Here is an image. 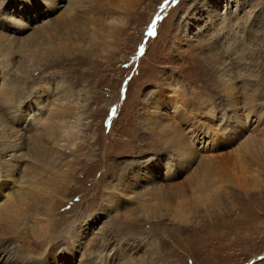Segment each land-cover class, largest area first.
<instances>
[{
	"label": "rangeland",
	"instance_id": "rangeland-1",
	"mask_svg": "<svg viewBox=\"0 0 264 264\" xmlns=\"http://www.w3.org/2000/svg\"><path fill=\"white\" fill-rule=\"evenodd\" d=\"M71 1L0 0L3 144L26 157L15 170L0 143V264H264V0H77L70 22ZM51 179L49 207H24L22 180Z\"/></svg>",
	"mask_w": 264,
	"mask_h": 264
},
{
	"label": "bare ground",
	"instance_id": "bare-ground-1",
	"mask_svg": "<svg viewBox=\"0 0 264 264\" xmlns=\"http://www.w3.org/2000/svg\"><path fill=\"white\" fill-rule=\"evenodd\" d=\"M38 1H40V0H38ZM45 5H47V7H48V9H52L54 6H57V7H59L60 6V4L62 3V2H66V0H41ZM71 1V0H70ZM95 1V0H94ZM28 2V1H27ZM36 2H37V0H35V2L30 6L31 8H27V13H30V11H35L36 10V8H37V6H36ZM97 2V1H96ZM77 4H79V1H77V0H72L71 1V4H69L70 6L66 9V11H67V14H68V16H69V18H70V22H71V17L73 16V15H75L74 14V11H75V8L77 9V10H79V8H77V7H75L74 5H76L77 6ZM41 5V4H40ZM84 5V4H83ZM80 7V6H79ZM23 8H25L24 6H23ZM108 8V7H107ZM25 10H26V8H25ZM94 10V8L92 9V11ZM84 12V13H83ZM83 15H85L86 17H88V18H90V15H89V11L87 10V8H85V9H83L82 10V16ZM61 16H63L62 14L60 15V17ZM84 16V17H85ZM84 17H81V18H83V20H84ZM8 19V18H7ZM11 19H14V18H11ZM77 19H79V15H77ZM15 20H17V19H15ZM65 20V19H64ZM67 20V19H66ZM82 21V20H81ZM70 22H69V25H70ZM73 22V21H72ZM97 22V20L94 22V24ZM20 23V22H19ZM18 24V23H17ZM18 25H20V24H18ZM18 25H15L16 27H18V28H20ZM115 25V24H114ZM114 25H112V26H110V27H108L112 32H113V34H117V29H116V27H114ZM48 26V25H47ZM53 26V25H52ZM51 26V27H52ZM24 27H26V26H23L22 27V29H25ZM33 27H34V25H33ZM46 27V26H45ZM44 27V28H45ZM68 27V26H67ZM30 28V27H29ZM35 28V27H34ZM113 28H114V30H115V32H114V30H113ZM119 28V27H118ZM32 29V28H31ZM48 29H50V28H48ZM63 29L65 30V26L63 27ZM100 29V28H99ZM83 30H89V26L85 23V27L84 26H82V27H80V33L78 34V35H76V36H78V37H83ZM33 31H34V29H33ZM45 31H46V29H45ZM54 32V31H53ZM33 33V32H32ZM65 33V32H64ZM61 34V33H60ZM63 34V33H62ZM48 35H49V33H48ZM38 36H39V34H38ZM75 36V37H76ZM41 37V36H40ZM39 37V38H40ZM50 37H53V36H50ZM59 37V36H58ZM74 37V38H75ZM3 38V37H2ZM38 38V37H37ZM74 38H72V40L74 39ZM28 39V38H27ZM35 39V38H34ZM42 39V38H41ZM50 39V38H49ZM55 39V38H54ZM0 40H1V38H0ZM9 40V39H8ZM7 40V41H8ZM10 40H12V39H10ZM52 40V39H51ZM58 40H60V39H58ZM67 40H71V39H67ZM17 41V40H16ZM56 41V40H55ZM3 42V41H2ZM11 42V41H10ZM21 42H23V41H21ZM26 42V41H25ZM9 43V42H8ZM27 43V42H26ZM29 44H32V46L29 48V54L27 55V62H28V65H24V71H20V72H22L23 74H25V72H26V70L29 68V66H30V64H32V65H34V62L38 59V58H40L41 60H43V57L42 56H40V55H38V54H36V49L39 47H41L42 46V42H40L39 41V43H37L38 45H37V47H36V44L34 43V42H28ZM50 43H51V41L50 42H47V44H49L50 45ZM11 44V43H10ZM19 44V43H18ZM17 44V45H18ZM15 47H16V45H15ZM22 47V46H21ZM21 47H19V48H21ZM32 47H34V49H31ZM15 49V48H14ZM58 49H66V48H64V47H62L61 46V48H58V46H56L55 47V50H53V53H57V52H59V51H56V50H58ZM26 50V49H25ZM41 50H43V49H41ZM18 51V50H17ZM39 52V51H38ZM37 52V53H38ZM52 52V51H51ZM22 53V52H21ZM24 54V53H23ZM36 54V55H35ZM40 54V53H39ZM46 54V53H45ZM41 55H42V52H41ZM22 57V56H21ZM24 59V58H23ZM39 59V60H40ZM24 61V60H23ZM11 63V62H10ZM25 63V62H24ZM23 63V64H24ZM26 64V63H25ZM22 64L20 63V66H21ZM10 65H9V62H5V63H3V65H2V67L1 68H4L5 70H7L6 72L9 74V69H6V68H8ZM19 66V65H18ZM22 67V66H21ZM23 69V68H22ZM17 70H19V68H17ZM17 70H15L14 72H17ZM2 72V71H1ZM36 73V72H35ZM4 76V75H3ZM15 76V75H14ZM1 79H3V78H1ZM9 81H10V79H8ZM7 80V81H8ZM1 81V80H0ZM6 81V80H5ZM5 81H3V82H5ZM7 83V82H6ZM4 88V87H3ZM16 97V94H15V89H14V86H12V85H10V86H8V88H4L2 91H1V88H0V108L1 107H4L5 108V110H4V112L3 113H0V143H1V153L3 154V157H4V163H8V166H10V167H12V168H14L15 170H16V168H18V164H19V162H23V161H25V156H21V154L20 155H16L15 154V149H13L14 147H17L18 145H20L21 143H19V142H17V141H14V142H17V143H15V145H13L12 146V144H10V146H8V145H5V144H3V143H5L6 141H7V138H8V136L6 135V133H8V131L12 128L11 126H9L8 124H7V119L5 118L6 117V113L12 108V105H13V102H14V98ZM64 100V101H63ZM69 100H70V97H62L59 101H61V104H64V106L63 107H61L62 109H63V111H58V109H57V111H58V113L57 112H55L54 114H53V112L55 111V109L53 110V112H50V114H47L46 112H44V114L42 115V116H44V117H49V118H52V117H54V119L55 118H57L58 117V115H59V113L60 112H62V114H64L65 112H68V107L69 106H71V103H69ZM60 105V104H59ZM15 106V105H14ZM39 106H40V103L39 102H37V103H35V107L36 108H38V110L40 109L39 108ZM21 106H17V108H16V113L17 112H20L21 111V108H20ZM158 107V106H157ZM60 108V109H61ZM153 110H155L154 108H153ZM152 111V110H151ZM156 111V110H155ZM36 111L35 110H30V112H27L26 114H25V111H23V113H21V114H19V117H18V121H22V119H24L25 121H27V123H30V124H32V122H33V119H36V122L35 123H37L38 124V126H41L42 125V122H41V119H39L40 117H42L41 115H39V116H36ZM154 113V112H153ZM159 113V112H158ZM66 114H68V113H66ZM61 115V114H60ZM152 115H154V114H152ZM60 117H63V116H60ZM64 120V119H63ZM33 122V123H34ZM57 122H60V119H58V121ZM49 126H51V123H49ZM27 127H29V126H27ZM34 127H37V125H34ZM77 127V126H76ZM75 127V128H76ZM68 128V127H67ZM64 129L63 127H58L57 128V130L59 129V130H64L63 131V133L65 132V137H63L62 138V140L63 141H65L66 143H65V145H59V147H61V148H63L64 150H67L68 148H69V146H70V140H71V142L74 140V138H76L75 137V133H73V132H71V127L69 128V129ZM74 128V127H73ZM173 128V127H172ZM12 130V129H11ZM52 132H53V130H52ZM29 133V130L27 129L26 131H25V133H23V135H27ZM42 133H44V129H43V131H42ZM176 133V132H175ZM155 135V134H154ZM183 136V135H182ZM33 137H35V138H38V136L36 137V136H33ZM67 137H69V139H67ZM179 138V137H178ZM30 140H31V144L33 145L38 139H31V137L29 138ZM183 139V138H182ZM173 140V139H172ZM172 140H170V141H172ZM11 142H13L12 140H10ZM62 141V142H63ZM169 141V142H170ZM174 141V140H173ZM177 141V140H176ZM13 142V143H14ZM185 142V141H184ZM175 143V142H174ZM25 144V143H24ZM179 145V144H178ZM25 146V145H24ZM169 146H170V144H169ZM182 147V146H181ZM187 147V146H186ZM184 148V147H183ZM45 149V148H44ZM43 149V150H44ZM187 149V148H186ZM178 150V149H177ZM176 150V151H177ZM180 150V149H179ZM185 150V149H184ZM45 151H46V149H45ZM49 152V151H48ZM178 152V151H177ZM183 152V151H182ZM32 153V152H31ZM43 154H45L44 152H42ZM184 153V152H183ZM49 154V153H48ZM56 154H59V157L58 158H60L62 155L61 154H63V153H56ZM179 154V153H178ZM192 154H194V153H192ZM192 154H190V156L192 155ZM33 155V154H32ZM40 156H41V151H40V153H39V155H38V157L37 158H40ZM183 156H184V154H183ZM44 157V156H43ZM43 157H42V159H43ZM51 157V156H50ZM193 157V156H192ZM27 158H29V157H27ZM33 158V157H32ZM47 158V157H46ZM52 158V157H51ZM62 158V157H61ZM44 159H45V157H44ZM50 159V158H49ZM51 160V159H50ZM203 160V159H202ZM30 161V160H29ZM52 161V160H51ZM50 161V162H51ZM60 161V160H59ZM34 162V161H33ZM33 162H30L31 164L33 163ZM55 162L57 163V161H56V159H55ZM51 163H53V162H51ZM37 164V163H36ZM183 164H185V165H187L188 163L186 162V159H182L181 160V162L177 165V166H179V167H181V165H183ZM206 164V163H205ZM50 165H52V164H50ZM148 165V164H147ZM168 165V164H167ZM204 165V164H203ZM0 166H1V164H0ZM55 166V165H54ZM60 166V165H59ZM45 167V166H44ZM48 167V166H47ZM168 167V166H167ZM178 167V168H179ZM183 167V166H182ZM41 168H42V166H41ZM14 170V171H15ZM53 170V169H52ZM202 170V169H201ZM207 170V169H206ZM13 171V172H14ZM59 171V170H58ZM58 171H56V172H58ZM61 171V170H60ZM13 172H11V173H9L8 175L12 178V175H13ZM37 172V171H36ZM40 172V171H39ZM38 172V173H39ZM42 172V171H41ZM65 172V171H64ZM33 174V173H32ZM36 174V173H35ZM31 175V174H30ZM38 175V174H37ZM29 176V175H28ZM150 176V175H149ZM26 177V176H25ZM24 177V178H25ZM42 177V176H41ZM38 178V177H37ZM27 179V178H26ZM30 179V178H29ZM36 179V178H35ZM32 180V179H31ZM38 181H39V178L37 179ZM66 181H68V179H65ZM19 181H20V179H19ZM35 181V180H34ZM38 181H36V182H34V183H31L30 181H23L22 180V182H23V184H26V186H27V191L26 192H23L21 195H23V197H24V207H28L30 204L34 207V208H37L38 206H43V205H45V207L47 206V207H49L48 206V203L51 201V200H53V197L51 196V195H53V180L51 179L50 181H47V182H44L42 185H43V188H40L39 190H38V185H34V184H37L38 183ZM70 181V180H69ZM69 183V182H68ZM45 185H47V190L48 189H51V191H49V192H51V193H47V192H45V193H43V192H41L42 190L41 189H45ZM38 190V191H37ZM41 190V191H40ZM64 192H65V190H64ZM8 195V194H7ZM14 195V194H13ZM7 198H8V196H6ZM19 197H20V195H19ZM17 198V197H16ZM14 199V198H13ZM17 200V199H16ZM8 201H10V200H8ZM11 202V201H10ZM21 202H22V200H21ZM14 203V202H13ZM16 203V202H15ZM20 203V202H19ZM15 205V204H14ZM16 206V205H15ZM22 207H23V205H22ZM48 210V212H53V204H52V207L50 208V209H47ZM6 211V210H5ZM20 211H22V210H20ZM11 212V211H10ZM22 213V212H21ZM29 214H31V211L30 210H26L25 211V213L23 214V216H24V218H25V216H28ZM12 215V214H11ZM32 216V215H31ZM47 216V215H46ZM17 217H20V216H18L17 215ZM23 218V217H22ZM22 218H20V219H22ZM47 218V220H46V222L44 221V226L45 227H43L44 229H42L41 228V233H39L38 234V237L37 238H34L35 240V242H39L38 244L39 245H42V241H45L44 239L46 238V234H47V231H48V227H49V221H50V223H53V221L52 220H50V219H48V218H50V217H46ZM127 218V217H126ZM135 218V217H134ZM30 219V218H29ZM15 220V219H14ZM17 220V219H16ZM15 220V221H16ZM24 220V219H23ZM9 221V220H8ZM17 221H19V220H17ZM41 221V220H40ZM52 221V222H51ZM24 222V221H23ZM26 222V221H25ZM19 223V222H18ZM1 224V223H0ZM25 224V223H24ZM11 225V224H10ZM37 225H41V224H37ZM52 225V224H51ZM50 225V226H51ZM14 226V225H13ZM21 226V225H20ZM22 227V226H21ZM8 228H9V226H8ZM40 228V227H39ZM6 229V228H5ZM26 229V228H25ZM8 230V229H7ZM24 230V229H23ZM33 230V229H32ZM4 231V230H3ZM11 231H13V230H11ZM7 232V231H6ZM5 232V233H6ZM9 232V231H8ZM19 232H22L21 231V229H20V231ZM4 233V232H3ZM9 233H11V232H9ZM15 233V232H14ZM49 233V232H48ZM1 234H2V231H1ZM7 234V233H6ZM27 234V233H26ZM32 234V233H31ZM30 239V238H29ZM38 239H41L42 241H39ZM47 239H49V238H46V240ZM51 239V238H50ZM5 240V239H4ZM7 240V239H6ZM28 241V240H27ZM8 242V241H7ZM19 242H21V241H19ZM29 242V241H28ZM47 242L48 243H50L48 240H47ZM54 242V241H53ZM53 242H51V244L53 243ZM23 243V242H22ZM4 244V243H3ZM20 244V243H19ZM25 244V243H24ZM50 244V245H51ZM54 244V243H53ZM57 244V243H56ZM64 244V243H63ZM26 245V244H25ZM36 245V244H35ZM17 246V245H16ZM33 247V246H32ZM39 247V246H38ZM37 247V248H38ZM14 248V247H13ZM28 248V247H27ZM16 249V248H15ZM91 249H92V251H90L88 254H94V255H96V256H99L100 255V249H101V247H99V246H97V244L96 243H93L92 244V247H91ZM100 251V252H99ZM27 254V253H26ZM25 254V255H26ZM21 255H23V254H21ZM31 257V256H30ZM117 258V257H116ZM120 259V258H119ZM5 262V261H4ZM7 262V261H6Z\"/></svg>",
	"mask_w": 264,
	"mask_h": 264
}]
</instances>
